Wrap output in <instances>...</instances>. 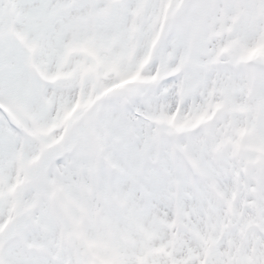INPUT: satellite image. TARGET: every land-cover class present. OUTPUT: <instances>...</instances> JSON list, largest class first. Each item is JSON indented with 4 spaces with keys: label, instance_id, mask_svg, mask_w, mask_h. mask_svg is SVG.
I'll return each instance as SVG.
<instances>
[{
    "label": "rangeland",
    "instance_id": "374dc122",
    "mask_svg": "<svg viewBox=\"0 0 264 264\" xmlns=\"http://www.w3.org/2000/svg\"><path fill=\"white\" fill-rule=\"evenodd\" d=\"M0 100V264H264V0H0Z\"/></svg>",
    "mask_w": 264,
    "mask_h": 264
},
{
    "label": "water",
    "instance_id": "95a60500",
    "mask_svg": "<svg viewBox=\"0 0 264 264\" xmlns=\"http://www.w3.org/2000/svg\"><path fill=\"white\" fill-rule=\"evenodd\" d=\"M48 166H49V162H46L42 168H41V171H40V176H39V180L40 181L43 177V175L46 173L47 169H48Z\"/></svg>",
    "mask_w": 264,
    "mask_h": 264
},
{
    "label": "bare ground",
    "instance_id": "6f19581e",
    "mask_svg": "<svg viewBox=\"0 0 264 264\" xmlns=\"http://www.w3.org/2000/svg\"><path fill=\"white\" fill-rule=\"evenodd\" d=\"M166 123H168L167 126H170V122H168V121H164V123L162 125H160L161 124V121H160V123H158V125L161 127V126H163Z\"/></svg>",
    "mask_w": 264,
    "mask_h": 264
}]
</instances>
